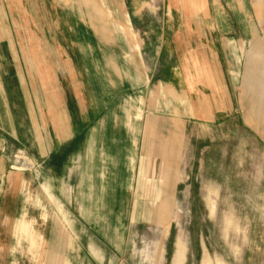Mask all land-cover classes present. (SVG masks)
Listing matches in <instances>:
<instances>
[{
  "label": "crops",
  "instance_id": "1",
  "mask_svg": "<svg viewBox=\"0 0 264 264\" xmlns=\"http://www.w3.org/2000/svg\"><path fill=\"white\" fill-rule=\"evenodd\" d=\"M73 1L60 6L55 0H0L8 23L0 19L1 208L18 194V178L9 176L15 171L7 165L15 149L27 150L30 160L40 164L35 178L31 173L37 186L38 172L50 177L68 172L77 159L79 172L93 162L90 172L104 184L98 189L100 202L111 203L112 191L121 190L118 185L132 191L134 137L120 136L117 121L109 139L84 135L97 114L111 106L108 102L103 108V102L116 79L125 80L126 90L145 94L151 112L179 124L189 117L221 135L216 142L206 139L207 172L215 159L223 167L229 160V129L237 132L244 123L264 143V0H162L160 21L150 30L158 36L146 81L139 80L130 52L133 43L144 41L134 40L127 25L104 28L106 8L97 0ZM32 19L44 30L37 31ZM7 32L15 39L4 40ZM165 142L158 172L166 170L165 158L173 159ZM215 146L222 149L220 157ZM142 169L147 172L148 165ZM43 186L52 190L48 179L40 190ZM25 225L21 221L18 227Z\"/></svg>",
  "mask_w": 264,
  "mask_h": 264
},
{
  "label": "rangeland",
  "instance_id": "2",
  "mask_svg": "<svg viewBox=\"0 0 264 264\" xmlns=\"http://www.w3.org/2000/svg\"><path fill=\"white\" fill-rule=\"evenodd\" d=\"M97 1L106 8L104 28L127 25L134 40L144 41L139 46L133 43L130 52H134L133 69L139 80L146 81L158 36L150 30L160 21L162 0ZM73 2L68 0V5ZM32 23L37 31L44 30L39 28L40 21L32 19ZM3 39L15 38L7 32ZM115 82L111 97L103 102V108L108 102L111 106L97 114L84 135L87 140L95 135L109 139L117 121L120 136L134 137L132 191L118 185L121 190L112 191L111 203L107 198L100 202L98 189L104 184L92 176L93 162L79 172L77 159L68 172L51 177L38 172L37 186L31 173L35 178L40 164L30 160L27 150L15 149L7 160L8 170L15 172L8 174H15L20 186L16 199L0 207V264H264V143L260 135L244 123L237 132L229 129V160L223 167L215 159L207 172L205 142L213 137L219 140L218 132L191 123L189 117L179 124L168 115L151 112L145 94L126 90L125 80ZM164 140L166 154L173 159L165 158L166 170L158 172ZM221 152L215 146V156ZM146 164L147 172H141ZM47 179L51 193L44 186L40 190ZM21 221L27 230L26 225L18 227Z\"/></svg>",
  "mask_w": 264,
  "mask_h": 264
}]
</instances>
